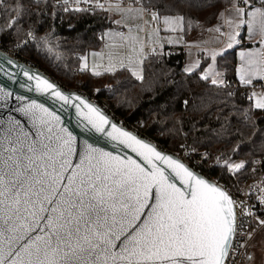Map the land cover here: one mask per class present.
Masks as SVG:
<instances>
[{
    "label": "snow or ice",
    "instance_id": "obj_1",
    "mask_svg": "<svg viewBox=\"0 0 264 264\" xmlns=\"http://www.w3.org/2000/svg\"><path fill=\"white\" fill-rule=\"evenodd\" d=\"M5 4L6 0H0V8L7 13ZM229 4L225 12L230 15L218 14L233 29L226 33L228 47L239 43L240 32L235 29L247 27L249 38L259 36L258 53L241 52L244 64L237 69L242 83L250 85L254 71L264 80V23L253 29L257 14L264 18V9H252L250 0H229ZM97 6L104 7L99 2ZM21 7L17 4L12 9L9 29L18 24ZM110 7L135 13L139 19L150 14L146 25L179 22L183 30L185 17L161 15L156 9L162 4H151L150 11L144 0H132L129 5L118 0ZM35 79L39 91L55 88L46 79ZM0 93L11 95L2 88ZM51 94L69 101L59 90ZM75 99L80 101L75 105L78 112L80 105L88 109L79 114L97 132L118 140L139 159L123 158L87 143L77 153L76 137L59 126L56 113L36 101L18 110L32 121L34 132L15 118L0 119V264H231L243 224L237 223L238 204L229 191L118 128L79 96ZM254 107L264 110V95L255 99ZM225 165L229 170L243 167L227 161ZM260 203L264 205V197ZM244 214L252 215L251 210ZM257 222L264 226V219L257 217ZM246 235L250 240L253 233Z\"/></svg>",
    "mask_w": 264,
    "mask_h": 264
},
{
    "label": "trees",
    "instance_id": "obj_2",
    "mask_svg": "<svg viewBox=\"0 0 264 264\" xmlns=\"http://www.w3.org/2000/svg\"><path fill=\"white\" fill-rule=\"evenodd\" d=\"M144 3L149 8L162 4L156 9L161 15H183L184 32L193 36L215 25L218 14L230 6L229 0ZM17 4L22 7L13 30L7 23ZM5 6L7 13L0 8L1 47L16 50L31 32L33 41L19 49V61L36 66L65 90L97 91V104L110 116L124 120L127 128L162 150L172 153L185 145L197 152L223 151L247 163L264 158V110L253 107L245 88H235L234 51L217 59V68L224 72L223 86L200 77L207 60L194 73H184L182 53L147 56L139 77L127 69L75 74L72 70L80 67L77 55L101 46L96 34L110 25L107 13H63L48 0H6Z\"/></svg>",
    "mask_w": 264,
    "mask_h": 264
},
{
    "label": "crops",
    "instance_id": "obj_3",
    "mask_svg": "<svg viewBox=\"0 0 264 264\" xmlns=\"http://www.w3.org/2000/svg\"><path fill=\"white\" fill-rule=\"evenodd\" d=\"M243 7L244 5L241 4ZM250 6L252 9H264V0H250ZM227 8V7H226ZM225 8V9H226ZM150 11L152 10L149 8ZM225 9L221 12H225ZM109 15L110 25L104 28L99 34H101L103 41L99 49L89 50L87 52V59L85 55L80 60L79 72H87L92 75L96 73L105 74L112 73L119 69H127L131 73L134 69L141 67L142 61L149 55H157L165 52L169 48L182 49L184 57V65L182 71L186 74H191L197 71L200 67L202 60H207L208 63L203 69L200 77L204 79L205 76L211 84L212 80H217L216 86H223L225 84L224 72L217 68V59L223 57L225 54L234 51L235 53V85L243 87L247 90L249 97H252L251 101L254 107V101L261 95H264V80L260 79V73H252V84L247 85L242 83L240 74L237 69L244 64L241 59V52H256L259 48V36H253L249 38L248 28L242 27L235 29L240 32V36L237 37L239 43L233 42V47L229 48L228 37L226 33L232 32L227 23H225L219 16L215 25L206 29L204 32L198 35L185 34L184 25L181 30L179 22L174 25H165L163 22H151L146 25L145 20L151 21L150 14L145 15L143 19L135 18V13L121 12L117 9L107 12ZM230 13L225 12V16ZM178 16V15H176ZM263 23V18L258 19V14L255 21H253V29L255 30L257 24ZM175 27V31L171 28ZM217 27L221 28V32L215 31ZM125 29L127 34L122 36L119 30ZM143 29V30H141ZM158 29V31H157ZM225 33V34H222ZM118 42L120 43L118 45ZM123 49V53L118 54V48ZM95 53V54H93ZM215 54V59H213ZM102 57L105 58L103 67L97 68L98 62ZM135 75V74H134ZM140 73L135 76L139 77ZM253 93L256 96L253 97ZM255 108V107H254ZM256 109V108H255ZM261 110V109H258Z\"/></svg>",
    "mask_w": 264,
    "mask_h": 264
},
{
    "label": "built area",
    "instance_id": "obj_4",
    "mask_svg": "<svg viewBox=\"0 0 264 264\" xmlns=\"http://www.w3.org/2000/svg\"><path fill=\"white\" fill-rule=\"evenodd\" d=\"M48 1L56 5L63 13L85 12L88 14L94 12H106L107 10L115 9V7H110V5H115L118 2V0H88L87 3L83 2V0H79V2H77V0H67V3H65V0ZM97 2L103 4L104 7H98ZM122 2L123 5L132 4V0H122ZM136 6L138 7L139 5ZM66 8L68 9L67 11L65 10ZM78 8L84 10L77 11L76 9ZM119 33L122 36H125L127 31L121 29L119 30ZM96 39L100 43L103 41V38L99 33L96 34ZM32 41L33 34L31 33V35L28 34L26 40L22 44L17 46L16 50L5 49L0 46V51L17 59L19 49ZM180 53H182V49L169 48L163 55L172 56ZM82 58L83 55H77L78 60H81ZM72 72L76 74L79 70L73 69ZM234 86L235 88L238 87L236 85ZM77 92L85 96L90 102L97 103L95 97L97 91H94L92 94H85L80 90ZM116 122L118 125L126 127L124 120H118ZM172 154L178 157L183 164L192 168L206 179L218 183L221 187L228 190L233 199L237 201V223L243 224V228L239 229L241 235L237 236L234 242V249L236 250L233 253L234 260L231 264H247V257L250 254V248L253 241L257 238L260 232L264 231V226L259 225L257 222V217H259V219H264V205L260 203V198L264 197V158L254 157L249 163H247L240 157H227L223 154V151L215 154L206 151L197 152L193 148L185 145H182L177 151L172 152ZM226 161L233 165L243 164V167L239 170H229L225 165ZM240 202H243V204L241 205ZM248 210H251L252 215L244 214ZM249 231L253 233L250 240L246 235ZM239 244H245V247L238 248Z\"/></svg>",
    "mask_w": 264,
    "mask_h": 264
},
{
    "label": "water",
    "instance_id": "obj_5",
    "mask_svg": "<svg viewBox=\"0 0 264 264\" xmlns=\"http://www.w3.org/2000/svg\"><path fill=\"white\" fill-rule=\"evenodd\" d=\"M9 61H11V63H9ZM25 73H28V75H25ZM29 76H32L33 79H29ZM35 77L48 80L50 83L55 85V88L49 89L47 92L37 90V80ZM0 88H2L6 93H11L10 96H5L4 93H0V119L7 121L10 117L15 118L20 120L27 130L34 132L35 129L32 127V121L18 110L25 104H28L31 101H36L38 104H42L50 111L56 113V115L60 117L59 126L66 128L73 134V136L76 137L75 146L77 153L83 152L87 143L92 144L94 147L100 148L106 152H112L114 155L123 158L131 157L133 159H139L136 153L132 152L130 148L120 144L118 140H112L111 137L106 136L104 133L97 132L91 124L88 123L85 117L79 114V112L87 113L88 111V109L84 108L83 105H80L78 112L75 105L80 104V101L76 100L75 97L79 96L81 99L98 108L101 113H103L109 121L112 124H115L118 128H121L124 131L135 135L137 138L154 145L158 150L165 154L172 155L174 158L183 163L174 154L162 150L147 138L138 135L126 127L118 125L116 120L97 103L90 102L85 96L79 94L77 91L65 90L61 88L57 82L51 79L36 66L21 62L2 51H0ZM56 90H59L64 95L69 96L68 103H64V101L51 94ZM18 97L22 99H18ZM106 130L111 131V127H107ZM77 161L78 156L74 158V162ZM188 168L197 175L205 178L192 168Z\"/></svg>",
    "mask_w": 264,
    "mask_h": 264
},
{
    "label": "rangeland",
    "instance_id": "obj_6",
    "mask_svg": "<svg viewBox=\"0 0 264 264\" xmlns=\"http://www.w3.org/2000/svg\"><path fill=\"white\" fill-rule=\"evenodd\" d=\"M111 10H114V9L107 10L105 13H107ZM107 15H108V13H107ZM261 18L262 17H260L258 14V19L261 20ZM119 44L120 43L118 42V45ZM122 53H123V49H121V47H119L118 48V54L121 55ZM93 54H95V53H93ZM163 54H164V52L157 54V55H163ZM85 59H87V53L85 55ZM97 59H98V57L96 58V61L98 62L96 69L99 67L101 69L103 67V62H104L105 58L102 57L101 60H97ZM133 67H134V69L132 70V72H134L135 75L137 73H140L141 67H139V68H136L135 66H133ZM74 91H76V90H74ZM250 255H251L252 259H251V261H249L248 264H264V231L260 232V234L257 236V238L253 241L251 248H250Z\"/></svg>",
    "mask_w": 264,
    "mask_h": 264
}]
</instances>
